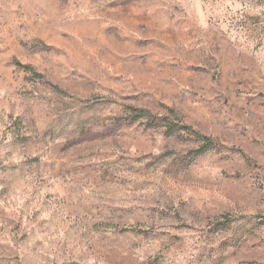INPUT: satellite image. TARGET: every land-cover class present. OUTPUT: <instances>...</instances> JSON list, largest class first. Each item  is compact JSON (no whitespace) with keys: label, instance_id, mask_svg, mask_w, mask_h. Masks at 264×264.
<instances>
[{"label":"rangeland","instance_id":"obj_1","mask_svg":"<svg viewBox=\"0 0 264 264\" xmlns=\"http://www.w3.org/2000/svg\"><path fill=\"white\" fill-rule=\"evenodd\" d=\"M0 264H264V0H0Z\"/></svg>","mask_w":264,"mask_h":264},{"label":"trees","instance_id":"obj_2","mask_svg":"<svg viewBox=\"0 0 264 264\" xmlns=\"http://www.w3.org/2000/svg\"><path fill=\"white\" fill-rule=\"evenodd\" d=\"M149 115V118L150 120H153V114L151 113H148ZM142 116H147V113L146 112H143ZM169 118H166V122H165V125L167 127V132L168 133H174L176 131H181L183 129H187L188 131L190 130L191 131V127L189 125H179V123H175L171 121H169ZM193 130V129H192ZM196 135L195 132H192ZM203 140H204V144H202L199 149L196 150L197 154H202L208 150H211L213 148H215V143H216V140H214L212 137H203ZM217 145V144H216Z\"/></svg>","mask_w":264,"mask_h":264}]
</instances>
